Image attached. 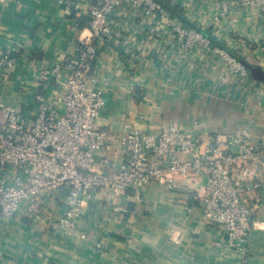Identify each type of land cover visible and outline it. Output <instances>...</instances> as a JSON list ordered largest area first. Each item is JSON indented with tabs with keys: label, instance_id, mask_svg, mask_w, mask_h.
Here are the masks:
<instances>
[{
	"label": "crops",
	"instance_id": "0c3cea01",
	"mask_svg": "<svg viewBox=\"0 0 264 264\" xmlns=\"http://www.w3.org/2000/svg\"><path fill=\"white\" fill-rule=\"evenodd\" d=\"M80 1L87 8L99 0ZM231 1L166 0L169 13L185 26L264 70V17L235 10ZM160 20L123 7L111 19L115 37L98 41L92 69L105 89L106 106L97 124L114 137L106 154L120 163L124 132H158L171 123L187 132L247 129L253 144L264 149V84L252 77L240 82L214 51H184L171 30H152ZM91 35L89 27H77L65 14L61 0H0V56L16 59L9 71L0 68V101L25 105L37 74L76 56L80 41ZM44 94L57 102L52 88ZM260 170L264 174V165ZM177 181L173 190L156 182L121 195L100 190L72 233L53 231L24 212L2 218L0 264H264V186L249 252L242 255L202 218L197 190L206 178L194 190L182 177ZM67 198L64 188L46 199L50 219L65 212Z\"/></svg>",
	"mask_w": 264,
	"mask_h": 264
},
{
	"label": "built area",
	"instance_id": "2783aa9c",
	"mask_svg": "<svg viewBox=\"0 0 264 264\" xmlns=\"http://www.w3.org/2000/svg\"><path fill=\"white\" fill-rule=\"evenodd\" d=\"M61 4L77 27L87 16L92 40H81L76 56L40 71L25 105L0 101V219L24 212L53 231L72 233L84 207L100 190L116 195L128 188L141 192L153 182L173 190L178 177L194 190L198 179L205 177L197 190L204 222L218 228L246 255L255 228L253 213L261 206L264 186L260 170L264 149L253 144L250 131L187 132L177 123L158 132L130 130L120 137L124 160L118 163L106 154L113 135L97 124L106 93L92 63L98 56V41L115 37L112 17L128 7L158 15L161 20L152 30H171L184 51L197 47L217 53L240 82L250 80L247 67L226 49L214 46L203 32L173 17L158 0H99L87 8L80 0H61ZM230 5L264 17V0H232ZM15 61L2 54L0 68L7 72ZM49 87L55 91V103L44 94ZM64 188L66 210L56 220L50 219L46 199ZM114 210L127 212L124 206Z\"/></svg>",
	"mask_w": 264,
	"mask_h": 264
},
{
	"label": "water",
	"instance_id": "95a60500",
	"mask_svg": "<svg viewBox=\"0 0 264 264\" xmlns=\"http://www.w3.org/2000/svg\"><path fill=\"white\" fill-rule=\"evenodd\" d=\"M241 61L249 70L251 77L256 81H259L264 84V70L260 66L249 64L248 62L243 60Z\"/></svg>",
	"mask_w": 264,
	"mask_h": 264
},
{
	"label": "trees",
	"instance_id": "16d2710c",
	"mask_svg": "<svg viewBox=\"0 0 264 264\" xmlns=\"http://www.w3.org/2000/svg\"><path fill=\"white\" fill-rule=\"evenodd\" d=\"M163 6H164V8L168 11L169 9H168V6L169 5H167L168 3L166 2V0H158ZM170 11V10H169ZM170 12H172L173 13V11H170ZM86 25V23L83 21L82 23H81V27H84ZM87 26V25H86Z\"/></svg>",
	"mask_w": 264,
	"mask_h": 264
}]
</instances>
